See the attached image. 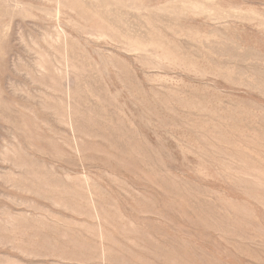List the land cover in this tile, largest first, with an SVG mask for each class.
Here are the masks:
<instances>
[{
	"label": "rangeland",
	"instance_id": "374dc122",
	"mask_svg": "<svg viewBox=\"0 0 264 264\" xmlns=\"http://www.w3.org/2000/svg\"><path fill=\"white\" fill-rule=\"evenodd\" d=\"M0 264H264V0H0Z\"/></svg>",
	"mask_w": 264,
	"mask_h": 264
}]
</instances>
